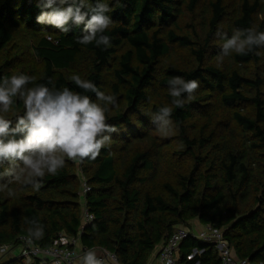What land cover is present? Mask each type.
Instances as JSON below:
<instances>
[{"label": "trees", "instance_id": "obj_1", "mask_svg": "<svg viewBox=\"0 0 264 264\" xmlns=\"http://www.w3.org/2000/svg\"><path fill=\"white\" fill-rule=\"evenodd\" d=\"M225 2L112 0V46L105 50L77 43L83 24H70L65 34L38 23L37 0H0V55L25 31L34 37L33 56L39 60L27 73L33 83L51 80L58 88L83 91L70 77L91 80L116 98L108 115L119 129L94 160L66 159L39 191L11 182L13 196L0 192V247L20 246L36 220L44 235L32 239L40 246L51 247L64 234L84 249L114 254L119 264H149L178 226L192 227L198 220L222 230L237 258L264 263V47L221 56L223 35L264 31V0H239L231 14ZM187 15L193 18L183 26ZM176 47L188 48L197 65L173 63ZM13 67L10 60L0 64V78L13 75ZM176 76L200 81L182 109L168 94V81ZM154 95L162 98L154 101ZM212 99L215 109L208 105ZM166 105L173 108L182 144L174 164L164 154L169 143L156 135L153 123ZM217 107L226 110L219 129L210 118ZM22 112L17 101L6 115L15 119ZM78 162L91 187L85 201L94 220L85 226ZM179 249L180 262L222 264L212 243L192 235ZM7 264L27 263L13 256ZM29 264L50 263L36 258Z\"/></svg>", "mask_w": 264, "mask_h": 264}, {"label": "clouds", "instance_id": "obj_2", "mask_svg": "<svg viewBox=\"0 0 264 264\" xmlns=\"http://www.w3.org/2000/svg\"><path fill=\"white\" fill-rule=\"evenodd\" d=\"M110 5L112 0H37L41 12L36 20L65 34L70 24H83V35L77 38V43L94 44L106 50L112 46L108 33L114 24L110 15L114 6ZM222 39V57L233 53L247 55L264 47V31L251 28L237 29ZM70 80L83 91L58 88L51 80L33 83L34 77L23 72L0 78V192L13 196L11 182L30 185L39 191L43 179L57 175L66 159L94 160L102 148L110 146L112 134L119 131L109 122L108 115L111 107L116 106V98L78 74H73ZM199 87L198 79L173 77L168 81L172 105L184 108ZM89 93L95 94V98ZM17 101L22 102L23 112L10 119L6 114ZM172 112V107L161 106L153 117L162 135H169L172 130ZM29 223V236L42 238L43 226L36 220ZM82 264H101V261L95 250L90 249L84 253Z\"/></svg>", "mask_w": 264, "mask_h": 264}, {"label": "built area", "instance_id": "obj_3", "mask_svg": "<svg viewBox=\"0 0 264 264\" xmlns=\"http://www.w3.org/2000/svg\"><path fill=\"white\" fill-rule=\"evenodd\" d=\"M89 191H91V187L85 179L81 190L84 226L94 220V215L88 210L85 201V196ZM189 235L212 243L217 249L222 264H264L263 262H253L247 258H237L230 243L225 239L223 231L211 225H205L200 230L193 226H178L156 251L160 264H187L180 262L179 246L181 241ZM20 240L21 244L17 246L20 248L19 257L24 258L27 264L33 262L36 258H42L50 264H82L84 253L89 250L79 246L76 238L67 237L64 234H60L59 239L51 247L40 246L29 236H21ZM14 247L11 245L1 246L0 255ZM95 252L101 264H119L114 254L103 249L95 250ZM195 253H198V250L195 249L189 258H192Z\"/></svg>", "mask_w": 264, "mask_h": 264}, {"label": "rangeland", "instance_id": "obj_4", "mask_svg": "<svg viewBox=\"0 0 264 264\" xmlns=\"http://www.w3.org/2000/svg\"><path fill=\"white\" fill-rule=\"evenodd\" d=\"M203 1V0H202ZM239 0H226V8L227 12L234 13L237 8ZM191 18L193 16L187 15L186 19L182 21V25L185 26L187 23L191 22ZM18 33L15 35L13 42L8 46L6 50L0 55V64L5 62L6 60H10L13 62V74L18 73H28L32 68L35 67L36 63H39V60L33 56L32 45L34 44V37L31 38L30 35L27 33ZM170 60L183 67L193 68L197 65L194 56L192 55L191 51L188 48L176 47L171 55ZM31 73V72H30ZM32 76V75H31ZM164 91V90H163ZM162 97L160 95H154V101H160ZM165 99V98H164ZM208 105L215 109L217 105V101L212 99ZM209 111V110H208ZM212 119V125L214 128L219 129L218 124L220 121L226 119V110L220 107H217L216 111H213V114L210 117ZM202 124L203 121L199 120ZM156 135L164 141L168 142L169 146L164 151V154L168 156L169 164H174L179 159L177 153L175 154L176 150H180L182 144L177 137L178 132L175 124L172 122V130L169 135H162L158 129L155 130ZM167 152V153H166ZM170 154V155H169ZM77 173L79 174L80 178L82 179V184L84 183L85 177L81 171L80 163L78 162ZM12 257V256H11ZM10 256L5 258V261H8Z\"/></svg>", "mask_w": 264, "mask_h": 264}, {"label": "crops", "instance_id": "obj_5", "mask_svg": "<svg viewBox=\"0 0 264 264\" xmlns=\"http://www.w3.org/2000/svg\"><path fill=\"white\" fill-rule=\"evenodd\" d=\"M190 224H191V226L195 227L198 230L203 228V225L200 224V222L198 220H194ZM95 250L99 251V249H95ZM19 253H20V248H18V247L12 248L10 251L4 253L3 255H0V264H7V262L9 261V260L5 261V258L7 256H10V258H11V256L12 257L13 256H19ZM112 264H115V263H112ZM149 264H160L159 259L157 257V252H155L152 255Z\"/></svg>", "mask_w": 264, "mask_h": 264}]
</instances>
